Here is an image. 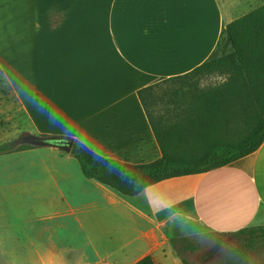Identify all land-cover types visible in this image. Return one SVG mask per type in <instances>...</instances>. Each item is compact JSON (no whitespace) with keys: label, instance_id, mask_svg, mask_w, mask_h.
<instances>
[{"label":"crops","instance_id":"1","mask_svg":"<svg viewBox=\"0 0 264 264\" xmlns=\"http://www.w3.org/2000/svg\"><path fill=\"white\" fill-rule=\"evenodd\" d=\"M222 6L220 0H0V65L36 131L77 138L103 156L149 162L161 151L137 90L204 62L223 21L233 18ZM86 114L101 118L88 131L73 123ZM172 182L186 195L167 208L159 190ZM109 188H102L106 202L88 203L45 188L36 221L23 219L20 238L14 232L0 238V264H133L145 255L182 264L170 236L183 234L186 212L214 232L264 223V141L226 165L133 195Z\"/></svg>","mask_w":264,"mask_h":264},{"label":"rangeland","instance_id":"2","mask_svg":"<svg viewBox=\"0 0 264 264\" xmlns=\"http://www.w3.org/2000/svg\"><path fill=\"white\" fill-rule=\"evenodd\" d=\"M220 1L224 15L230 13L232 20L264 4V0H233V10L230 11L231 7H225L228 1ZM226 24L223 21L221 36L209 57H219L231 50V42L223 31ZM167 78L159 80L153 87V93L158 98L151 110L157 123L160 119L170 125L179 122L178 130L183 132H177L172 142V149L176 153L192 155L204 151L202 136L194 137L196 141H192L188 137L184 116L177 114H183L187 102L199 89L220 87L222 98L225 99V106L214 110L213 121L205 124L209 137L226 142L237 141L253 127L252 115L259 113L260 117L262 114L261 105L252 98L257 91L264 96V73L258 78L256 85L252 81L247 82L244 87L236 83L231 88L228 87L231 84L228 74L218 70L198 77ZM11 85L0 65V143L16 138L17 145L20 144L23 148L0 153V238L9 237L11 232L20 238L23 219L36 221V215L42 212L44 194L48 191L45 188H62L71 202L81 203L106 202L107 196L102 188L110 190L109 185L85 178L77 159L70 151L56 144L58 138L70 137L46 133L51 136L48 137L33 128ZM251 100L256 103L252 107L247 103ZM180 101L182 104L177 106ZM54 170L56 173L51 176L50 172ZM179 183L172 182L160 187V200L167 208L178 205V197L186 195V192L181 193L183 187ZM151 200L153 203V193ZM159 212L160 210L157 216L162 215ZM186 214L181 218L184 220L183 234L170 236L177 259L182 264H264V238L257 236L253 241V249L246 256L240 257V247L247 242L246 235L238 233L237 230L210 231L191 221L190 212ZM260 225L264 223L255 226ZM10 248L16 250L14 245H10Z\"/></svg>","mask_w":264,"mask_h":264},{"label":"trees","instance_id":"3","mask_svg":"<svg viewBox=\"0 0 264 264\" xmlns=\"http://www.w3.org/2000/svg\"><path fill=\"white\" fill-rule=\"evenodd\" d=\"M231 42V50L219 57H208L200 65L187 73L171 76L167 79L183 77H198L213 71L228 74L231 80L229 88L236 83L245 86L247 82L256 85L258 78L264 73V4L254 8L245 15L232 20L223 28ZM223 32V33H224ZM157 83L139 88L137 95L145 110L151 129L159 145L161 154L149 162L130 163L118 158L103 156L87 145L85 150L83 141L74 138L71 154L77 159L81 173L87 179L109 185L125 195H133L161 180L208 171L226 165L242 156L255 151L264 141V96L258 91L252 98L261 105L262 114L254 113V125L251 130L239 140L226 142L215 137H209L205 124L213 121L214 110L225 106L220 87L199 89L187 102V111L180 116L188 127V137L196 141L202 136L204 151L188 155L176 153L172 149V142L177 136L179 122L172 125L160 119L157 123L153 118L151 106L157 100L153 87ZM262 99V100H261ZM247 102L250 107L256 103ZM182 102H178L177 106ZM179 117V116H178ZM204 123V124H203ZM51 137L49 134H42ZM23 149L17 145L16 138L0 143V153ZM99 161V162H98ZM246 235L247 242L240 247V257L246 256L253 249V241L259 236L264 238V225L251 226L237 230ZM133 264H157L150 255H145Z\"/></svg>","mask_w":264,"mask_h":264},{"label":"bare ground","instance_id":"4","mask_svg":"<svg viewBox=\"0 0 264 264\" xmlns=\"http://www.w3.org/2000/svg\"><path fill=\"white\" fill-rule=\"evenodd\" d=\"M90 115L86 114L84 116V121L83 120H78L76 122H73L74 125H76L77 127L81 126V127H85V129H87L86 131L93 129L94 124L91 122H100V117L96 118L95 120H91V119H87Z\"/></svg>","mask_w":264,"mask_h":264},{"label":"water","instance_id":"5","mask_svg":"<svg viewBox=\"0 0 264 264\" xmlns=\"http://www.w3.org/2000/svg\"><path fill=\"white\" fill-rule=\"evenodd\" d=\"M59 145L62 149L70 151L73 144L72 138H58V141L56 143Z\"/></svg>","mask_w":264,"mask_h":264},{"label":"clouds","instance_id":"6","mask_svg":"<svg viewBox=\"0 0 264 264\" xmlns=\"http://www.w3.org/2000/svg\"><path fill=\"white\" fill-rule=\"evenodd\" d=\"M82 147H84L85 150H88L87 145H82Z\"/></svg>","mask_w":264,"mask_h":264}]
</instances>
